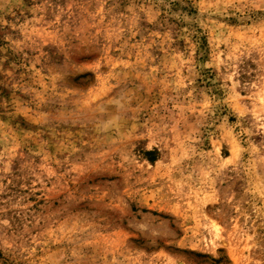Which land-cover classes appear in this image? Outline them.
<instances>
[{
    "label": "rangeland",
    "instance_id": "1",
    "mask_svg": "<svg viewBox=\"0 0 264 264\" xmlns=\"http://www.w3.org/2000/svg\"><path fill=\"white\" fill-rule=\"evenodd\" d=\"M0 264H264V0H0Z\"/></svg>",
    "mask_w": 264,
    "mask_h": 264
}]
</instances>
